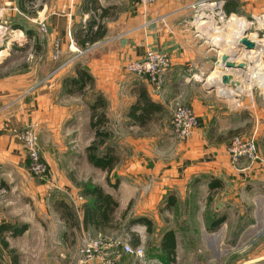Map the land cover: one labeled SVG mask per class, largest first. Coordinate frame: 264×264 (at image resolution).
Instances as JSON below:
<instances>
[{
	"label": "crops",
	"instance_id": "obj_1",
	"mask_svg": "<svg viewBox=\"0 0 264 264\" xmlns=\"http://www.w3.org/2000/svg\"><path fill=\"white\" fill-rule=\"evenodd\" d=\"M203 1L157 0L151 7H143L138 0H0L3 29L20 31L18 38L37 39L50 62H56L41 80L27 75L0 77V185H7L15 173H24V180L32 179L18 134L33 125L51 177L60 174V167L68 170L71 155L82 150L85 167L105 183L102 186L94 177L88 181L81 177L77 188L68 174L59 178L71 198L79 197L74 208L80 212V223L84 206L94 204L84 196L85 188H101L119 204L117 211H135L127 225L144 228L142 245L145 235L158 229L164 230L159 234L161 241L174 231L178 242L179 231L166 225L168 214L177 219L184 215L178 211L194 216L195 211H204L213 235L227 223L231 211L245 210L242 205L251 199L254 188L264 189V173L258 164L235 165L227 147L234 135L254 125V117L244 105L249 97L240 99L238 94L221 90L215 93L205 86L218 71L220 58L235 49L216 41L212 30L217 27L230 35L232 17L254 21L264 15V0H223L234 11L225 13L224 22L202 18L205 27L195 10ZM41 24L46 25L44 33ZM97 36L101 40L90 44ZM149 49L169 55L172 62L161 87L126 70L128 63L143 58ZM259 56L254 58L264 68V46ZM234 72L238 80L236 73L243 71ZM188 91L190 98L186 97ZM250 101L257 110V101ZM182 102L191 106L200 126L189 141L178 143L173 132L168 136L166 114L171 119V106ZM101 103L103 109L97 114L107 121L102 131L109 134V140L99 155L110 154L118 160L111 172L95 167L87 154L95 139L92 107ZM149 130L157 131V142H146ZM219 222L222 225L217 228ZM90 232L97 233L93 228ZM191 232L196 230L191 227ZM240 232L243 240L247 231ZM160 242L154 250L161 257L165 253ZM263 261L261 257L247 264Z\"/></svg>",
	"mask_w": 264,
	"mask_h": 264
},
{
	"label": "rangeland",
	"instance_id": "obj_2",
	"mask_svg": "<svg viewBox=\"0 0 264 264\" xmlns=\"http://www.w3.org/2000/svg\"><path fill=\"white\" fill-rule=\"evenodd\" d=\"M247 20L248 23H252V19ZM5 26L0 25V77H23L27 75L29 77L33 76L37 80L45 78L51 68H53L51 64L54 62H50L49 56L45 54L44 47L37 44V39H27L24 34L26 38L20 36L22 38L19 37L21 39L19 40L20 31L11 33L13 29L5 30L3 29ZM23 26L25 29H29L26 24ZM202 27H205V25ZM249 28L251 29L250 35H257V25ZM263 45H259L260 49ZM236 52V48L231 50V55L233 56ZM254 57H257L256 54H248V52L242 51L239 57V59L241 58L240 62L249 67V70L246 69L241 73H236L239 78L238 81L240 80L243 83H241V94L238 95L240 99L249 97V100L243 99V101H247H245L244 105L250 109L251 117L255 118L252 119L254 125L249 124L245 132L234 135L231 139L238 138L255 141L257 147H259L261 160L258 165L261 167V173H264L262 169L264 168V90L258 85L259 83L255 78L256 71L264 68H260V65L257 64L258 60ZM243 58L244 60H242ZM229 72L232 75L235 73ZM220 83L219 78L216 84L211 83V85H206L205 87L209 89L211 88L210 86H214V92L219 93ZM234 94L231 95L233 96ZM187 96H189L188 98L191 97V91L186 92ZM251 99L257 101L258 113L254 103L250 101ZM182 103L191 107L184 102ZM169 116L167 113L166 117L169 125L167 127L170 131H168V136L173 132L172 137L179 143L180 141L175 136L172 125L170 126L172 116L171 119ZM30 128H34L38 136L37 128L33 127V125L26 126L19 132L18 136ZM156 132V130L148 131V136L145 135L147 143L158 141ZM169 139L171 141V136ZM38 142L42 159L47 167L45 177L43 179L33 177L29 167L28 172L32 178L29 181L23 179L24 173L23 175L15 173L13 178H9L7 185H0V226L7 224L11 230H16V232L23 229L21 233L13 231L3 235V238L8 243V249H4L0 244V264H13L15 256L18 257V264H81L78 257L79 249L85 245L84 242L87 238L97 237V234L104 235L109 239L117 236L122 239L127 236L131 246L134 237L141 241L140 236L143 235L141 233L144 231L143 227H134L132 225L131 231L127 233V222L135 213V211H129L130 208H128V214L124 218H122V215L126 211H116L114 214L116 228L114 230L107 229L102 232L92 233L90 230H83L82 232L81 228V230H77L69 225L67 226L62 214H59L64 211H56L55 207L59 203H64L76 208L74 204H76V198L79 197L71 198L69 191L60 183L61 180L59 178L68 174L73 185L80 188L79 181H81V177L88 181L91 177L96 178L99 175L93 174L94 172L85 167V159L82 156L85 153L82 150H77L71 155L74 157L70 159L72 166H69L68 170L60 167V174L56 175V178L51 177V169L43 154L45 151L39 136ZM24 153L27 155L26 151ZM97 180L100 185L103 186L105 184L103 179ZM258 188H254L255 193L248 200V203L242 205L246 209L243 211H231L232 213L230 212L227 223L222 227V224L219 225L218 228H221L213 235L209 233L208 217L204 211L203 214L202 211L200 213L195 211L196 216L192 212L191 215H187L185 211H178V213L183 212L184 215L177 219L173 214H168L169 216L167 217L170 221L166 225L173 230H178L180 233V238L176 243L174 262L169 261L166 254L164 256L161 255L162 258L159 254L156 255L154 245L161 241L162 237L159 234L161 235L164 231L160 232L161 229H158L152 231L149 235L146 234L143 245L141 241L138 246L145 249L143 261L127 256L122 251H117V258L114 259L113 264H247L250 261L264 257V189L259 190ZM76 212L79 216L80 212ZM191 227L196 230L195 233L191 232ZM240 231H247L243 240L240 238ZM85 264H100V262L95 260L92 263Z\"/></svg>",
	"mask_w": 264,
	"mask_h": 264
},
{
	"label": "built area",
	"instance_id": "obj_3",
	"mask_svg": "<svg viewBox=\"0 0 264 264\" xmlns=\"http://www.w3.org/2000/svg\"><path fill=\"white\" fill-rule=\"evenodd\" d=\"M156 1L157 0H138V3L143 7H151ZM224 3L223 0H206L199 3L195 8L197 19L201 21L202 18H206L211 22H224L227 18L223 9ZM250 24L253 27L257 25L258 44L263 45L264 15L256 18ZM40 26L41 31L46 32V25L41 24ZM171 66L172 62L169 55L149 49L143 58L128 63L126 70L133 76L146 78L150 83L155 84L157 87H161ZM171 116L172 128L177 139L180 142L189 141L200 126L199 119L194 111L181 103H174L171 106ZM19 139L28 156L32 176L43 179L47 174V167L42 159V153L35 129L30 128L25 130L19 135ZM227 153L235 165L247 162L250 166H253L261 162L258 147L253 140L233 138L229 142ZM126 237L121 239L117 236L109 239L104 235H98L94 238H87L84 242L85 245L79 249L78 257L80 263H92L97 260L100 264H113L114 259L117 258V251H122L126 255L143 261L145 258V249L142 247L133 248L128 242V237L127 239Z\"/></svg>",
	"mask_w": 264,
	"mask_h": 264
},
{
	"label": "trees",
	"instance_id": "obj_4",
	"mask_svg": "<svg viewBox=\"0 0 264 264\" xmlns=\"http://www.w3.org/2000/svg\"><path fill=\"white\" fill-rule=\"evenodd\" d=\"M224 11L227 15H230L231 12L234 11V7H227V5H224ZM22 31L24 28H21ZM29 36L31 35V32L27 33ZM102 36H97L96 39L90 40V44H95L99 40H101ZM38 46V45H37ZM38 49V48H37ZM103 109L102 103L99 105H95L92 107L93 112V121H92V127L95 130V139L90 148L87 150V154L89 157L90 162L97 168L102 170H107L108 172H111V170L118 164V160H116L115 157L111 156L110 154H104V156L99 155V151L101 150V147L105 145L107 140H109V134L104 133L102 131L103 126L107 123L105 117L97 112L99 110ZM154 110V109H153ZM152 110V112H153ZM97 114V116H96ZM145 114H148V112H145ZM142 117L140 120H145ZM103 148V147H102ZM85 194L84 196L90 197L93 199L94 204L91 206L87 205L83 208V221L80 223L78 214L74 207L65 205L64 203H59L56 205L55 209L56 211H64L62 214L63 220L72 228H75L77 230L80 229V227H83L85 231H89L90 228H93L95 231H104V229L114 230L116 228L115 226V219L114 214L119 208V204L109 195H106L101 188H85ZM128 214V211H126L122 218L126 217ZM222 222V221H221ZM219 222L217 226L221 224ZM83 225V226H82ZM148 225V231L151 232V225ZM217 227V228H218ZM131 226L126 225L127 233L130 230ZM14 230H11L9 225L4 224L0 226V244L3 246L4 249H8V243L3 238L4 234H8L10 232H13ZM22 230H16L14 232L21 233ZM15 233V234H16ZM176 237L173 232L167 233L161 243V249L168 257L169 261H173L176 257ZM140 245V240L138 238L133 239L132 246L138 247ZM13 264H18V257H14Z\"/></svg>",
	"mask_w": 264,
	"mask_h": 264
},
{
	"label": "water",
	"instance_id": "obj_5",
	"mask_svg": "<svg viewBox=\"0 0 264 264\" xmlns=\"http://www.w3.org/2000/svg\"><path fill=\"white\" fill-rule=\"evenodd\" d=\"M251 29L244 32L243 37L236 43L235 48L237 52L232 56L225 54L217 62L218 71L221 72L220 84L223 89H231L236 94H241L242 84L240 81L236 80L232 74H227L228 70L234 71H244L246 70V65L244 63H238L241 52H258L260 46L254 41L249 39ZM214 86H211L209 90H213Z\"/></svg>",
	"mask_w": 264,
	"mask_h": 264
},
{
	"label": "bare ground",
	"instance_id": "obj_6",
	"mask_svg": "<svg viewBox=\"0 0 264 264\" xmlns=\"http://www.w3.org/2000/svg\"><path fill=\"white\" fill-rule=\"evenodd\" d=\"M200 23H201V21H200ZM201 24L202 25H205V24H207V22L203 21ZM229 26L230 27H228V28L230 29V35L229 34L228 35H224L223 34V31H220V29H218V28H214V33H216V35H217L216 36V41H219V42L220 41H223L224 42V45L226 47L229 46L231 48V47L235 46L236 43L243 37L244 32L247 31L248 29H250L249 27L251 26V24L248 23L245 19H239V18H236V17L233 16L232 17V20L230 21ZM201 36H203V35H201ZM223 36H225L224 37L225 38L224 40H222L223 39ZM249 39H251L252 41H254L256 44L259 43V39H258L257 35H255V34H251L249 36ZM222 48H224V47H222ZM261 52H263V47H261V49L259 48L258 52H253V53L256 54L257 57H260L259 55L261 54ZM249 53H252V52H249ZM256 72L257 73H256L255 78H256L257 82L259 83L258 85L264 90V69H261L260 71H256ZM220 77H221L220 72L219 71H215V73L208 80L209 81L208 82V85H211V83H214L215 84V80L217 81V79H219ZM219 90H221V92H223V94H230V95L231 94H234V92L231 89H229L230 92H228V93H226V91H225L226 89H223L222 87H220Z\"/></svg>",
	"mask_w": 264,
	"mask_h": 264
}]
</instances>
